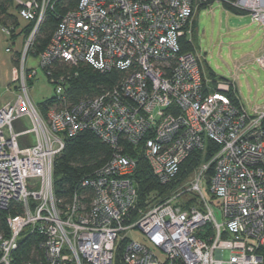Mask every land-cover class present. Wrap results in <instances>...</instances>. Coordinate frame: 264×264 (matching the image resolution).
Returning <instances> with one entry per match:
<instances>
[{
    "label": "built area",
    "instance_id": "1",
    "mask_svg": "<svg viewBox=\"0 0 264 264\" xmlns=\"http://www.w3.org/2000/svg\"><path fill=\"white\" fill-rule=\"evenodd\" d=\"M53 1L14 0L18 19L35 26L12 71L20 95L0 107V211L14 203L23 208L7 219L9 234L0 231V264L14 263L27 232L43 236L45 256L28 264H114L120 249L125 264H264V108L234 104L230 94L237 91L228 80L218 79L209 91L200 57L182 53L180 44L192 35L195 12L214 3L248 12L264 31V0H78L37 58L40 69L64 60L125 77L114 90L73 107L65 105L60 79L54 85L61 108L44 117L30 96L37 68L27 59ZM3 32L11 40L17 30ZM262 52L256 64L264 70V47ZM85 130L115 153L82 181L94 193L89 206L76 191L63 209L54 191V163L65 139ZM208 140L219 146L209 162L177 190L156 202L152 193L139 207L132 178L137 162L122 141L138 146L160 183L170 185ZM211 166L208 198L202 185Z\"/></svg>",
    "mask_w": 264,
    "mask_h": 264
},
{
    "label": "trees",
    "instance_id": "2",
    "mask_svg": "<svg viewBox=\"0 0 264 264\" xmlns=\"http://www.w3.org/2000/svg\"><path fill=\"white\" fill-rule=\"evenodd\" d=\"M78 0H55L52 7L46 13L44 22L40 25L35 39L29 48L28 57L30 55L38 58L49 46L54 34L57 32L63 15L69 10L77 7ZM203 5L201 9L207 8ZM226 11L236 15H245L247 12L240 11L229 4H223ZM17 11L14 0H0V26L9 29L20 27L18 16L13 12ZM35 23H27L24 30L16 34H12L11 41H14L19 35H24V40L33 31ZM192 36V35H190ZM186 33L180 39L181 52H194L195 47L193 41H190ZM31 53V54H30ZM21 52L16 53V57H20ZM17 62V59L14 58ZM49 80L54 84L63 79V85L67 94V104L73 107L82 101H92L96 97L117 88L124 80L125 74L119 70L110 72H102L95 69L92 65L81 63L79 66L72 65L64 60H57L49 67L43 70ZM212 75V81L209 91L214 90L216 81ZM32 83V81H31ZM30 83V84H31ZM230 97L234 104L240 106L241 101L237 93H231ZM61 103V102H60ZM56 96L52 99L40 104L38 108L43 114L52 108H61V104ZM124 153L137 162V167L132 176L138 190L139 207L144 208L146 201L152 193H158L166 197L173 191L177 190L181 185L192 178L198 168L209 162L218 152L219 146L213 141L208 140L203 150L194 151L182 164L180 172L175 182L170 185H163L153 174L150 165L141 153L138 146L130 145L126 141L121 142ZM115 149L108 143L102 141L94 132L85 130L79 132L72 138L65 139V148L56 158L54 163V191L58 200L61 201L60 207L66 208L71 203L73 195L76 191L83 194L86 206H89L93 191L82 188V181L87 177H93L96 172L104 167L113 157ZM214 174V166H211L205 177L204 182L209 187L211 178ZM188 196V195H186ZM197 200L190 199L184 204V207L196 203ZM23 214L22 205L14 203L9 209L0 211V231L5 235L9 234L7 219L9 217ZM44 238L38 233H26L20 240L19 249L14 253L13 264H28L30 262H42L45 260L44 250L41 247ZM114 264H125L122 260L121 249L116 255Z\"/></svg>",
    "mask_w": 264,
    "mask_h": 264
},
{
    "label": "rangeland",
    "instance_id": "3",
    "mask_svg": "<svg viewBox=\"0 0 264 264\" xmlns=\"http://www.w3.org/2000/svg\"><path fill=\"white\" fill-rule=\"evenodd\" d=\"M13 13L17 15V11ZM194 17L197 30L194 37L190 36L189 39L194 40V52L200 57L203 74L209 77L210 82L213 81V75L215 78L234 83L240 101L246 109L251 110L256 107L263 109L264 70L256 64V52L261 46L264 47V31L252 22L250 14H233L226 11L223 4L219 3L195 12ZM19 22L18 32L27 26V23L21 19ZM249 31L255 32V35L253 37L247 35ZM17 47L19 42L14 44L0 31V107L14 101L20 95L18 83L11 81L12 70L14 67H19L24 45L20 57L15 56ZM7 49L11 51L8 52ZM262 53L261 51L260 54ZM39 62V59L32 55L27 59L28 67L37 68V76L31 80L32 83L31 81L28 83L31 99L37 107L56 96L55 85L40 69ZM42 115L46 117L45 114ZM26 128H30L29 123L26 124ZM202 187L206 197L210 198L205 182ZM156 195L158 197L154 202L164 198L158 193ZM217 202L214 201L215 204ZM133 237L145 243L142 234L135 233ZM156 254L161 261L166 262V255L162 251L158 250Z\"/></svg>",
    "mask_w": 264,
    "mask_h": 264
},
{
    "label": "crops",
    "instance_id": "4",
    "mask_svg": "<svg viewBox=\"0 0 264 264\" xmlns=\"http://www.w3.org/2000/svg\"><path fill=\"white\" fill-rule=\"evenodd\" d=\"M201 9H199L198 11H200ZM198 11H196V12H198ZM194 16H195V14H194ZM190 28H191V32H192V37H194V35H195V33H196V30H197V22H196V18L195 17H193V19H192V22H191V24H190ZM0 31H1V33L5 36V34H4V32H3V27H1L0 26ZM21 31V30H20ZM19 31V32H20ZM18 31H17V33L16 34H18L19 33ZM247 35H251L252 37L255 35V32H253V31H249V32H247L246 33ZM24 35H19L13 42H14V44L16 43H18L19 42V47H17L16 48V53H18V52H20L21 50H22V48H23V45H24ZM194 41V40H193ZM262 48H263V46H261L258 50H257V52H256V57L261 53V51H262ZM15 68V67H14ZM13 68V69H14ZM31 68H33V67H31ZM13 71V70H12ZM205 76V78L206 79H208L209 77L208 76H206V75H204ZM12 82H13V80H11ZM9 103V102H8Z\"/></svg>",
    "mask_w": 264,
    "mask_h": 264
},
{
    "label": "bare ground",
    "instance_id": "5",
    "mask_svg": "<svg viewBox=\"0 0 264 264\" xmlns=\"http://www.w3.org/2000/svg\"><path fill=\"white\" fill-rule=\"evenodd\" d=\"M248 13V12H247ZM249 14V13H248Z\"/></svg>",
    "mask_w": 264,
    "mask_h": 264
}]
</instances>
